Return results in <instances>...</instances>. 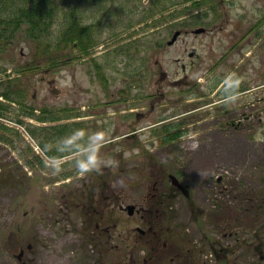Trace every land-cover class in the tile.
<instances>
[{
  "label": "rangeland",
  "instance_id": "1",
  "mask_svg": "<svg viewBox=\"0 0 264 264\" xmlns=\"http://www.w3.org/2000/svg\"><path fill=\"white\" fill-rule=\"evenodd\" d=\"M62 1L50 40L76 14L94 47L33 68L22 24L0 53V264H264V0H215L199 35L191 3Z\"/></svg>",
  "mask_w": 264,
  "mask_h": 264
},
{
  "label": "trees",
  "instance_id": "2",
  "mask_svg": "<svg viewBox=\"0 0 264 264\" xmlns=\"http://www.w3.org/2000/svg\"><path fill=\"white\" fill-rule=\"evenodd\" d=\"M15 3L19 4L17 11L14 13L13 11L6 17L0 19V53L4 51L5 48L9 47L13 42L14 36L16 31L20 28L22 24L28 25V33L32 39H35L38 46H37V54H36V61H33L31 64L33 68L41 63L37 64L39 60L38 57L43 55L45 57V62L50 66L55 67L60 62V57L55 56L54 49L56 48L57 52L62 51L70 44H77V48L82 51H88V49L95 46V38L93 36V29L90 26H83L80 24L79 19L77 18L76 14L73 15V20L71 23L66 24L64 30L61 32L60 37L58 38L56 44H53V41L50 40L52 37V27L60 10H65L64 3L62 0H13ZM66 2V0H65ZM152 8L153 10L148 12V14L144 17L146 20L150 18H154L157 12H164L176 5L187 4L191 3V6L187 8V10H200L203 11L200 15L193 17V24L195 25H204L205 19H209V13L213 12L214 14L218 13V7L215 0H152ZM16 4V5H17ZM211 6L210 10L205 9L206 7ZM211 14V13H210ZM178 16V14H174L170 16L169 19H174ZM5 18V19H4ZM207 19V20H208ZM192 21V22H193ZM212 23L213 21L210 20ZM157 22H152V26H155ZM189 25L188 22L184 23V26L187 27ZM140 41V40H139ZM137 41V42H139ZM136 42V43H137ZM161 41L158 42V47H161ZM157 43H151V47L154 48ZM136 48L132 46L131 48L122 52L130 54L132 49ZM149 51V49H146ZM136 56V55H135ZM149 61V60H148ZM147 61V62H148ZM37 68V67H36ZM142 72V71H139ZM139 72L137 75L139 76ZM1 73V69H0ZM222 80H219L217 83L214 84L212 90L217 88ZM244 89L243 86L241 87H233L230 91H228V95H233L239 93ZM13 91L4 93L0 96H4L7 100H12ZM34 111L32 110L31 117ZM164 130H169V128H165ZM179 135H171L170 140H174ZM86 144L81 141L77 143L74 150L79 151L85 147ZM50 155V152H48ZM52 158L60 157L57 155H51ZM112 210L108 211V214L111 213Z\"/></svg>",
  "mask_w": 264,
  "mask_h": 264
},
{
  "label": "water",
  "instance_id": "3",
  "mask_svg": "<svg viewBox=\"0 0 264 264\" xmlns=\"http://www.w3.org/2000/svg\"><path fill=\"white\" fill-rule=\"evenodd\" d=\"M206 32V29L204 27H201V28H197L193 31L194 34H202V33H205ZM181 35V32L180 31H177L174 36L172 37V39L168 42L169 45H172L176 42V40L178 39V37ZM170 178L172 179V182H173V185L176 186L177 188H179L180 190L183 191V193L186 195V196H189V191L186 189L185 186H183L180 181L173 175L170 176ZM134 210H135V206H129L128 207V211L129 213L132 215L134 213Z\"/></svg>",
  "mask_w": 264,
  "mask_h": 264
}]
</instances>
